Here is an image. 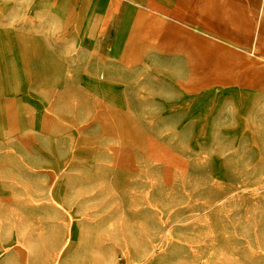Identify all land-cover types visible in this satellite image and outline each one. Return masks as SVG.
I'll return each mask as SVG.
<instances>
[{
	"label": "rangeland",
	"instance_id": "374dc122",
	"mask_svg": "<svg viewBox=\"0 0 264 264\" xmlns=\"http://www.w3.org/2000/svg\"><path fill=\"white\" fill-rule=\"evenodd\" d=\"M226 1L229 25L240 29L241 43L230 44L235 54L222 57L220 50L208 49V55L202 56L206 46L201 41L221 40L219 32L224 23L215 19L213 34L203 19H198L182 26L187 31L186 39L202 45L200 56L195 57L192 46L182 45L175 49L186 53L187 60L161 59L142 52L132 66L93 59L78 47L81 7L77 0H0V28L22 34L19 52L16 41L7 36L3 54L7 64L17 65L20 75L16 80L7 78L5 89L0 88L2 117L19 122V133L14 135L20 137L32 128L27 125L25 109L33 112L40 105V110L68 111L74 118L78 110H83L82 105L88 110L95 99L90 86L92 69L107 73L96 78L102 84L116 86L111 99L128 101L130 110L138 116H168L157 102L175 99L168 86L174 81L189 84L194 90L186 95V100H195L193 116L198 100L204 99L206 105L202 116L205 129L197 138L167 132L154 140L166 151L167 163L176 169L151 164L144 182L136 184L131 192L133 205L125 198L123 204L117 203L107 178L110 169L106 173L94 170L86 189L74 192L84 203L80 227L75 222L62 223L82 229L87 245L77 246L65 256L54 237L60 236L63 243L68 239L58 231L60 223L55 222L53 231H48L45 222L30 221L31 215L58 213L46 208V187L36 189L28 180L17 183L12 175L0 176L19 199L17 204H0V264H86L98 259L99 251L108 257L102 259L104 262L128 264L127 255L130 261H136L129 252L133 240L140 258L137 264H264V0ZM13 14L17 19L10 24ZM90 19H94L93 12ZM90 30L86 26L87 41ZM107 119L104 128L114 136L120 135L116 123ZM170 121L156 126L170 128ZM42 123L45 129L34 128L48 132L49 125ZM71 123L66 118L55 120L59 127ZM129 132L132 135L128 140L140 145L134 130ZM6 140V135L0 136V169H14L15 145L4 144ZM146 148L144 145L145 152L153 151ZM166 170L170 171L167 178ZM59 188L60 184L56 190ZM120 217L122 221L117 220ZM93 229L98 236L95 249L87 243ZM94 250L98 252H90Z\"/></svg>",
	"mask_w": 264,
	"mask_h": 264
},
{
	"label": "crops",
	"instance_id": "0c3cea01",
	"mask_svg": "<svg viewBox=\"0 0 264 264\" xmlns=\"http://www.w3.org/2000/svg\"><path fill=\"white\" fill-rule=\"evenodd\" d=\"M217 1L77 0L78 7H81V15L77 24L79 29L77 44L93 59H107L121 65L133 66L142 52L161 59L169 57L170 59L187 60L189 59L187 54L178 51L175 47L192 46L195 57H198L200 56L198 49L202 45L186 39L184 35L187 31L182 25L203 19L206 28L212 32L215 29L213 23L216 19L224 23L219 32L221 40L212 38L201 41L206 46V51L203 49L201 54L207 56L208 49H217L220 50L222 57H229V54L236 53L230 49V44L241 43L240 29L229 25L228 2L221 0V3H218ZM92 12L94 13L93 20L90 19ZM86 26L92 28L89 32L92 36H89L88 41L86 40ZM123 33L125 34V39H122L124 52L117 49L120 43L118 36ZM212 33L214 34V31ZM167 47L170 49L168 50ZM133 59H135L134 62ZM67 69L69 74L68 66ZM101 74L107 75L106 72L95 69L90 72L93 76L90 79V86L95 99L91 101L88 110H85L86 107L82 105L83 110H78L77 117H70L68 111L55 112L56 114L43 111L38 109L40 105L36 106L35 111L30 112L23 106L25 116L31 122L32 128L20 137L11 136L8 131L6 133L7 140L4 144L14 142L13 149L17 157L13 165L14 169H0V176L12 175L17 183L28 180L36 189L46 187V208L51 211L56 210L58 213L31 215L33 219L30 221L45 222L44 228L48 231H53L55 222L60 223L58 226L63 222H75L77 227H80L78 222L80 221L79 216L83 214L81 207L84 203L81 197L74 195V192L86 189L87 179L93 178L95 169H100L101 173L104 172L103 169H110V185L117 203L120 201L119 198H125L130 201L129 205H133L131 192L136 184L144 182V175L151 164L160 165L162 169H167V164H169L166 162V151L154 140L160 139L162 134L167 132L186 133L189 139L197 138L199 133L204 132L205 128L198 125V118L191 114L192 103L195 100L193 98L186 100V95H192L194 91L189 84L170 82L168 86L175 99L157 102L162 112L169 113L170 116H138L130 110L128 101L111 99L112 91L116 90V86L106 83L100 85V90L96 89L98 84L96 76ZM65 113L67 117L64 116ZM107 117L119 124V129H125V134L114 136L107 131L104 128V119ZM37 118H41L49 125L48 132L44 133L34 128L33 121ZM63 118L72 120V123L64 127L55 125L56 119ZM167 120H171L170 128L156 126L167 123ZM129 130L136 131L141 141L140 145H134L128 140V137L132 135ZM144 145L147 146L146 149L152 147L157 155L158 152L162 153L163 161L158 163L151 160L150 150L145 152ZM117 159L118 165L115 164ZM119 166H126L129 169L127 178L118 174ZM168 166L176 169L171 162ZM2 182L6 184V181L2 180ZM124 183H126L125 188ZM59 184L60 188L56 190ZM128 185L131 188L128 189ZM14 216L18 221V216L16 214ZM117 220L122 221L123 218L120 217ZM129 236L126 235V237ZM54 237L60 240V237ZM56 243L58 246H64L62 240L61 243L57 241ZM21 245L24 244L21 243ZM78 246H81L80 243ZM94 251L90 252H98ZM99 252L98 259L89 260L86 264L106 263ZM131 254L136 256V261L134 259L130 261L126 253L127 263H139L140 258L135 247L131 249Z\"/></svg>",
	"mask_w": 264,
	"mask_h": 264
},
{
	"label": "bare ground",
	"instance_id": "6f19581e",
	"mask_svg": "<svg viewBox=\"0 0 264 264\" xmlns=\"http://www.w3.org/2000/svg\"><path fill=\"white\" fill-rule=\"evenodd\" d=\"M17 19V15L16 14H13L10 16V19L8 20L10 22V24H14L15 21ZM8 26H11V25H8ZM7 36L12 39L13 41H16V44H15V47L17 48V51L19 52V41H20V38L22 37V34L21 32H15L14 30L13 31H6L5 28L1 27L0 28V55L2 57V60L0 62V88H3L2 90L5 89V82L7 80V78L9 77H12L13 80H16L17 77L20 75V72L18 71V67L17 65H9L7 64V61L5 60L3 54H5V48H6V41H7ZM125 39V34H120L119 37H118V41L120 42L117 46V49L121 50V51H125L124 49V44H123V41L122 39ZM39 46V45H38ZM103 82L101 81H98V84L96 85V89L100 90V85H102ZM68 82H67V89H68ZM66 89V90H67ZM3 92V91H2ZM0 94H1V91H0ZM203 94V93H202ZM204 98H206L207 94L204 93L203 94ZM205 100L204 99H201V100H198L197 101V108H196V117L198 118V125L199 126H204V123H203V120H202V116H203V113H205V106L204 105V102ZM2 113H3V110L1 109L0 107V123L2 124L0 126V136H5L7 131L10 133V135H14V134H17L19 133V122L17 119L15 118H12V117H9V118H5V116L2 117ZM13 113V111H12ZM108 118V117H107ZM107 120L111 121V122H114V120H111L110 118H108ZM26 122H27V125L29 126H32L31 125V122L29 120L26 119ZM34 126L37 127L38 129H45L44 126H43V120H34ZM45 122V121H44ZM115 123V122H114ZM117 127V131L118 133L122 134L124 132V129H119V124H116ZM47 129H49V127H47ZM135 132V135L136 134V131L134 130ZM135 139H136V142H137V137L135 136ZM207 139L206 135L204 136V140ZM138 144V143H137ZM215 145V144H214ZM215 147V146H213ZM145 153V152H144ZM151 154V160H154V162H162L163 161V154L162 153H159L158 152V155L152 151L150 152ZM124 160V158H123ZM116 165H118V159L115 161ZM123 162V161H122ZM166 162H167V159H166ZM167 169H171L169 166H167ZM118 174L121 175L122 177H125L127 178L128 176V173H129V169L126 168V166H119L118 167ZM128 170V172L126 171ZM103 173H106L107 170L106 169H103ZM170 171L169 170H166L164 176L167 178L169 177ZM102 177V176H101ZM104 178V177H102ZM106 178V177H105ZM109 180L111 179V173L110 175L107 177ZM147 178V177H146ZM190 179V178H189ZM189 182V180H188ZM127 183V182H126ZM126 183H124V188L126 186ZM1 181H0V204L4 205V204H8V203H15L17 204V202L19 201L18 199V193L15 191V190H11L10 188H7V183L4 184ZM20 187V186H19ZM127 188H131L130 185L127 186ZM164 188V187H163ZM20 189V188H19ZM157 189V188H156ZM159 190V189H158ZM177 191V190H176ZM175 191V192H176ZM160 192V191H158ZM115 195V194H114ZM120 201L119 203H124L125 200L119 198ZM118 203V204H119ZM206 215V214H205ZM260 218V217H259ZM247 221V220H246ZM222 222V221H221ZM244 223V222H243ZM220 224V223H219ZM182 226V225H181ZM58 227V231H62V234L61 235H68V239L66 240V242L64 243V246H65V249H64V246L62 247V250H61V253L65 256L68 252L74 250L77 248V246L80 245L85 248L87 245L86 242L83 241L82 237H83V231L82 229L80 231H78V229H73V227H67V225H63L62 227L61 226H57ZM35 228L40 231L41 230V226L39 225H36ZM235 228V227H234ZM263 228V227H262ZM184 229V228H183ZM219 230V229H218ZM77 232V233H76ZM220 232V231H219ZM222 232V231H221ZM213 233V231H212ZM223 233V232H222ZM222 233L220 234V236H222ZM71 236H76L75 239H70ZM171 236V235H170ZM60 237V236H59ZM97 233L96 231H94V229L92 230V232L90 233V237L89 238V241L90 242H87L88 245H91L94 249L97 247ZM85 239V237H83ZM160 238V237H159ZM251 239V237H250ZM57 242L61 243V240L57 239L56 240ZM176 241V240H175ZM243 242V241H242ZM133 247H135V241L133 240ZM181 243V242H180ZM182 245V244H181ZM186 245V244H185ZM204 245V244H203ZM187 246V245H186ZM211 246V245H210ZM237 246V245H236ZM133 247H130L129 248V252L131 253V249ZM189 247V246H188ZM239 247V246H238ZM128 248V247H127ZM153 248V247H152ZM189 250V249H188ZM187 250V251H188ZM183 251V250H182ZM191 251V250H190ZM214 251V250H213ZM179 252V251H178ZM183 252H186V251H183ZM180 253V252H179ZM193 253V251H192ZM210 253V252H209ZM214 253V252H212ZM165 254V253H164ZM163 254H161L162 256ZM194 255V254H193ZM100 256L102 257L103 260L105 259H108V257L106 255H103V254H100ZM182 256V255H181ZM200 256V255H199ZM210 256V255H209ZM179 257V256H178ZM177 257V258H178ZM190 257V256H189ZM241 257V256H240ZM193 258V257H192ZM202 258V257H201ZM238 258H239V255H238ZM193 260V259H192ZM204 260H208L207 258V254H206V257H204ZM106 262V261H105ZM104 264H113V263H104ZM202 264V263H201ZM252 264V263H251Z\"/></svg>",
	"mask_w": 264,
	"mask_h": 264
}]
</instances>
